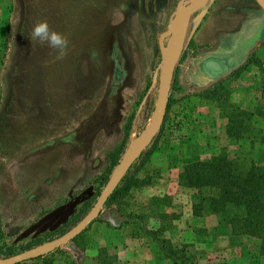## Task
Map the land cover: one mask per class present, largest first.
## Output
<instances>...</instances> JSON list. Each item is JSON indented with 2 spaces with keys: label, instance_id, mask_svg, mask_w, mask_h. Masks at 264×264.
Wrapping results in <instances>:
<instances>
[{
  "label": "rangeland",
  "instance_id": "obj_1",
  "mask_svg": "<svg viewBox=\"0 0 264 264\" xmlns=\"http://www.w3.org/2000/svg\"><path fill=\"white\" fill-rule=\"evenodd\" d=\"M177 1L0 0L3 250L18 253L59 236L93 204L154 110L157 38ZM38 20L68 37L63 58L30 43ZM177 34L162 121L128 172L149 183L103 205L92 222L115 228L124 224L116 226L117 217L135 216L181 248L185 264H264L258 239L230 234L215 214L193 215L196 191L178 184L182 163L195 153L226 148L240 167L249 160L264 166V129L255 120H264V12L254 0H206L186 10ZM209 58L224 60L222 69L208 74L202 64ZM229 112L242 120L241 148L226 136ZM129 224L140 248L153 242ZM90 229L21 264H73Z\"/></svg>",
  "mask_w": 264,
  "mask_h": 264
},
{
  "label": "trees",
  "instance_id": "obj_2",
  "mask_svg": "<svg viewBox=\"0 0 264 264\" xmlns=\"http://www.w3.org/2000/svg\"><path fill=\"white\" fill-rule=\"evenodd\" d=\"M236 115L234 112L226 115L225 133L229 139H237L242 135V120ZM134 162L135 160L107 197L104 205L112 202L116 204L129 189L149 183L143 178L139 179L128 174ZM115 163L116 161L113 165ZM178 184L196 191L192 194L191 212L193 215L215 214L219 222L228 227L230 234L246 235L258 239L259 252L264 253V166L249 160L246 167H240L230 159L225 151L209 159L191 157L181 166L178 173ZM206 189L207 192H203ZM110 212L111 215H116L114 210ZM132 222L140 225L145 234L154 241L163 257L170 260L171 264H185L182 249L172 246L168 240L159 237L157 234L159 229L143 228L141 221L139 222L135 216L117 217L115 225L120 226L123 223ZM79 236L80 234L71 241ZM12 254H15L14 250H3L0 247L2 257Z\"/></svg>",
  "mask_w": 264,
  "mask_h": 264
},
{
  "label": "water",
  "instance_id": "obj_3",
  "mask_svg": "<svg viewBox=\"0 0 264 264\" xmlns=\"http://www.w3.org/2000/svg\"><path fill=\"white\" fill-rule=\"evenodd\" d=\"M206 0H178L170 23L166 30L161 32L157 38V47L160 57V63L157 74L156 102L154 110L144 126V128L132 140H130L124 149L120 159L111 170L102 189L90 206L88 211L68 230L59 236L39 243L31 248L18 253L1 257L0 264H17L22 261L34 259L45 255L54 249L67 244L81 231L84 230L101 212L107 197L114 190L119 180L129 168L130 164L136 159L140 150L149 142L151 137L157 131L167 103L168 88L171 79V70L173 64V47L178 28L183 20L186 10L191 7H200ZM258 7L264 12V0H254ZM167 36L166 42L164 37Z\"/></svg>",
  "mask_w": 264,
  "mask_h": 264
},
{
  "label": "crops",
  "instance_id": "obj_4",
  "mask_svg": "<svg viewBox=\"0 0 264 264\" xmlns=\"http://www.w3.org/2000/svg\"><path fill=\"white\" fill-rule=\"evenodd\" d=\"M255 120H257L264 129V120L260 117H257ZM242 135L240 138L231 139L236 142L238 148L243 147L244 139ZM240 143L241 147H239ZM222 151L227 150L226 148H220L218 151H215V153L207 154V156L202 157L200 156L201 154L195 153L188 155L186 160H189L191 157L209 159ZM186 160L183 163H185ZM93 224L96 230H88L86 244L79 251L77 257H75L73 264H171L170 260L163 257L156 244L153 243L154 241L146 240V242H144V248H140V236L133 235L134 228L129 223L114 228L103 222L94 221L91 222L87 228L91 227ZM140 254H142L141 258Z\"/></svg>",
  "mask_w": 264,
  "mask_h": 264
},
{
  "label": "clouds",
  "instance_id": "obj_5",
  "mask_svg": "<svg viewBox=\"0 0 264 264\" xmlns=\"http://www.w3.org/2000/svg\"><path fill=\"white\" fill-rule=\"evenodd\" d=\"M28 39L33 45H46L57 50V58H63L66 55L70 43L68 37L52 29L47 20L36 21L28 33Z\"/></svg>",
  "mask_w": 264,
  "mask_h": 264
},
{
  "label": "flooded vegetation",
  "instance_id": "obj_6",
  "mask_svg": "<svg viewBox=\"0 0 264 264\" xmlns=\"http://www.w3.org/2000/svg\"><path fill=\"white\" fill-rule=\"evenodd\" d=\"M224 60L216 59V58H209L205 60L202 64V66L208 70V74L216 73L217 71H220L222 69V62Z\"/></svg>",
  "mask_w": 264,
  "mask_h": 264
},
{
  "label": "bare ground",
  "instance_id": "obj_7",
  "mask_svg": "<svg viewBox=\"0 0 264 264\" xmlns=\"http://www.w3.org/2000/svg\"><path fill=\"white\" fill-rule=\"evenodd\" d=\"M177 37H178V36L175 37V41H174L173 54H174V52L176 51L177 46H178V45H176V42H177V40H178Z\"/></svg>",
  "mask_w": 264,
  "mask_h": 264
}]
</instances>
